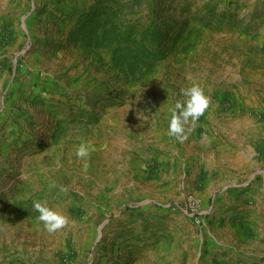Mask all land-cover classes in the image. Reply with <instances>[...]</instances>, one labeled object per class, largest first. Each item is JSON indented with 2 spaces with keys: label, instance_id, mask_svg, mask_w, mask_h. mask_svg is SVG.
<instances>
[{
  "label": "rangeland",
  "instance_id": "1",
  "mask_svg": "<svg viewBox=\"0 0 264 264\" xmlns=\"http://www.w3.org/2000/svg\"><path fill=\"white\" fill-rule=\"evenodd\" d=\"M193 82L210 103L179 141ZM263 181L264 0H0V264H264V224L255 250L223 228Z\"/></svg>",
  "mask_w": 264,
  "mask_h": 264
},
{
  "label": "clouds",
  "instance_id": "2",
  "mask_svg": "<svg viewBox=\"0 0 264 264\" xmlns=\"http://www.w3.org/2000/svg\"><path fill=\"white\" fill-rule=\"evenodd\" d=\"M181 91L183 99L175 100L170 104L164 116L168 122L167 135L179 141L187 138L190 129L186 130V125L190 121L195 122L204 114L210 103V97L198 83L193 82ZM94 150L90 142L82 141L76 147V155L86 158ZM85 167H87V162ZM33 207L38 212L37 219L43 222L44 228L49 232H55L67 223V216L56 207L49 205L46 200L34 201Z\"/></svg>",
  "mask_w": 264,
  "mask_h": 264
},
{
  "label": "crops",
  "instance_id": "3",
  "mask_svg": "<svg viewBox=\"0 0 264 264\" xmlns=\"http://www.w3.org/2000/svg\"><path fill=\"white\" fill-rule=\"evenodd\" d=\"M185 164V163H184ZM259 200H264V181H263V187L260 188V192H257ZM258 214L257 216L255 215ZM251 216H245L242 220V222L238 225L234 226H223V228H228L233 230V234L236 238L237 242L238 240H244L246 239L248 242H252L253 248L255 250V247L259 244V240H257L255 234L260 229V225L262 226L264 224V206L262 208L257 207L256 211L250 214ZM261 218L263 221H259L258 219ZM253 256H259V253L252 252ZM254 261H256V257H254Z\"/></svg>",
  "mask_w": 264,
  "mask_h": 264
},
{
  "label": "built area",
  "instance_id": "4",
  "mask_svg": "<svg viewBox=\"0 0 264 264\" xmlns=\"http://www.w3.org/2000/svg\"><path fill=\"white\" fill-rule=\"evenodd\" d=\"M187 208L190 211V214L194 218L197 224H202L204 219L202 218V208L200 200L193 194H190L186 197Z\"/></svg>",
  "mask_w": 264,
  "mask_h": 264
}]
</instances>
